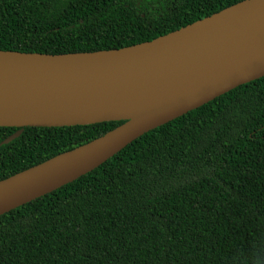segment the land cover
Segmentation results:
<instances>
[{
	"label": "trees",
	"instance_id": "trees-1",
	"mask_svg": "<svg viewBox=\"0 0 264 264\" xmlns=\"http://www.w3.org/2000/svg\"><path fill=\"white\" fill-rule=\"evenodd\" d=\"M241 1L0 0V51L120 49ZM121 124L24 128L0 146V181ZM0 264H264V78L1 215Z\"/></svg>",
	"mask_w": 264,
	"mask_h": 264
},
{
	"label": "water",
	"instance_id": "water-1",
	"mask_svg": "<svg viewBox=\"0 0 264 264\" xmlns=\"http://www.w3.org/2000/svg\"><path fill=\"white\" fill-rule=\"evenodd\" d=\"M264 78V0H243L148 42L60 55L0 51V128L122 122L0 181V216L98 168L142 135Z\"/></svg>",
	"mask_w": 264,
	"mask_h": 264
}]
</instances>
